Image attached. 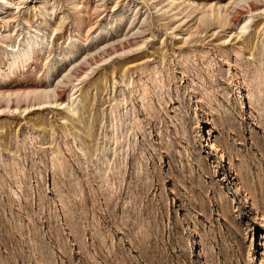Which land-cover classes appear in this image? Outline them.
Listing matches in <instances>:
<instances>
[{"label": "rangeland", "instance_id": "374dc122", "mask_svg": "<svg viewBox=\"0 0 264 264\" xmlns=\"http://www.w3.org/2000/svg\"><path fill=\"white\" fill-rule=\"evenodd\" d=\"M232 1L0 0V264H264V0Z\"/></svg>", "mask_w": 264, "mask_h": 264}, {"label": "bare ground", "instance_id": "6f19581e", "mask_svg": "<svg viewBox=\"0 0 264 264\" xmlns=\"http://www.w3.org/2000/svg\"><path fill=\"white\" fill-rule=\"evenodd\" d=\"M242 1H245V2H247L246 0H233L232 1V3H231V6H232V8H235L238 4L240 5L241 4V2ZM229 10V9H228ZM226 13V12H225ZM223 14V13H222ZM205 16V15H204ZM32 37H34V36H32ZM88 39V38H87ZM86 39V40H87ZM33 40H34V38H33ZM33 40H29L27 43H26V45L25 46H23L22 48H18V49H15V51L17 52V55H16V57H15V64L18 62V60L21 58V57H23V56H27V53H28V51H29V48H31L32 49V47H33V45L34 44H40V42H34ZM37 40V39H36ZM84 41V40H83ZM128 42H130L129 40H127ZM127 41L125 40V41H123V39L122 40H116V41H114L113 40V42H111L110 41V43H106V45L104 46V44H103V46L102 47H98L99 49H98V51H96V53H95V51H94V53L95 54H97V52H98V54L99 55H102V53H104V54H107V56L108 57H110V50L111 49H114L115 50V52L114 53H116V52H118L119 50H120V47L121 46H123V49L124 48H126V44H127ZM25 44V43H24ZM22 45V44H21ZM35 48V47H34ZM37 49V48H36ZM28 50V51H27ZM100 50H104V52H102V51H100ZM31 51V50H30ZM34 51V50H33ZM100 51V52H99ZM19 52V53H18ZM112 52V51H111ZM120 52V51H119ZM34 53V52H33ZM93 54V53H92ZM95 54H93V55H91L93 58H95ZM31 55V54H30ZM87 57H88V55H86ZM86 57V58H87ZM84 58V57H83ZM89 60V59H88ZM14 63V62H13ZM12 63V64H13ZM17 65V64H16ZM22 65V64H21ZM15 67V66H14ZM264 68V67H263ZM2 69V67H0V70ZM75 69H76V67H75ZM13 70H14V68H13ZM17 71V70H16ZM264 71V70H263ZM16 73V72H15ZM18 73V72H17ZM14 74V73H13ZM9 75H11L10 73L9 74H6V75H4V76H2V78L4 79V80H7L8 78H9ZM68 75V74H67ZM1 77V76H0ZM12 78V77H11ZM61 81H63V80H61ZM157 81V80H156ZM5 84H6V82H4ZM61 83V82H60ZM36 86V85H35ZM59 86V85H58ZM43 87V86H42ZM55 87H57V85L55 86ZM5 89V88H4ZM37 89V88H36ZM53 89V88H52ZM56 89V88H55ZM58 89V88H57ZM56 89V90H57ZM42 90H45L44 88H42ZM47 90H49L48 88L45 90V92L47 91ZM4 91H6V90H4ZM49 91H51V89L49 90ZM49 91H47V94H49V93H52V91L51 92H49ZM55 91V90H54ZM45 92L43 93V91H41V93L42 94H44V96L46 95L45 94ZM3 93H5V92H3ZM39 93H40V91H39ZM40 93V94H41ZM54 93V92H53ZM56 93V92H55ZM24 94V93H23ZM38 94V93H37ZM36 94V95H37ZM40 94H39V96H40ZM60 94V93H59ZM30 95V94H29ZM31 97H32V95H30ZM48 96V95H47ZM51 96H53V94L51 95ZM55 96H56V94H55ZM48 97H50V96H48ZM54 97V96H53ZM45 98H46V96H45ZM56 98V97H55ZM37 99V98H36ZM35 99V100H36ZM39 99V98H38ZM37 99V100H38ZM43 99V98H42ZM47 99V98H46ZM48 99H51V98H48ZM44 100V99H43ZM42 100V101H43ZM41 101V102H42ZM49 101V100H48ZM39 103V102H38ZM110 137H108V139H109ZM107 139V140H108ZM107 142V141H106ZM109 144V143H108ZM213 144V143H212ZM105 145V144H104ZM103 146V145H102ZM107 146V144L105 145V146H103V149L101 150V154L102 155H105V153H106V151H107V153H108V148L106 147ZM107 148V149H106ZM100 154V153H99ZM121 154H123V153H121ZM107 156V155H106ZM103 157V156H102ZM104 160H106V159H104ZM102 168V167H101ZM103 169V168H102ZM101 169V170H102ZM105 170V169H104ZM263 216V215H262ZM264 217V216H263Z\"/></svg>", "mask_w": 264, "mask_h": 264}]
</instances>
